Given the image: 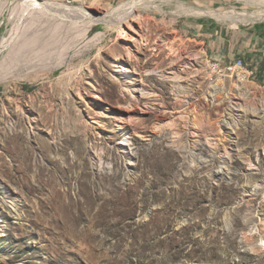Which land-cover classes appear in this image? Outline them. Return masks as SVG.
I'll use <instances>...</instances> for the list:
<instances>
[{"label":"rangeland","instance_id":"1","mask_svg":"<svg viewBox=\"0 0 264 264\" xmlns=\"http://www.w3.org/2000/svg\"><path fill=\"white\" fill-rule=\"evenodd\" d=\"M39 1L0 0V264H264V86L182 29L264 3Z\"/></svg>","mask_w":264,"mask_h":264},{"label":"crops","instance_id":"2","mask_svg":"<svg viewBox=\"0 0 264 264\" xmlns=\"http://www.w3.org/2000/svg\"><path fill=\"white\" fill-rule=\"evenodd\" d=\"M222 6L225 5L221 1H214L206 8L215 10ZM186 16L188 17L183 19L182 29L207 43V54L212 61L228 65L242 58L245 70L252 72L251 78L264 86V15H249L237 23L234 19L219 20L203 14Z\"/></svg>","mask_w":264,"mask_h":264},{"label":"bare ground","instance_id":"3","mask_svg":"<svg viewBox=\"0 0 264 264\" xmlns=\"http://www.w3.org/2000/svg\"><path fill=\"white\" fill-rule=\"evenodd\" d=\"M261 1L262 3H264V0H259ZM25 2V1H24ZM26 3H29V4H34L32 6H35V5H39L40 8L44 9L46 12L48 13H52L53 11H58V12H61V6H58L52 2H49V1H39V0H26ZM145 3V0H129L125 3H123L122 5L118 6L117 8H115L112 12H108L105 14H101V15H94V14H91L90 12L88 13H83L82 15L84 17H91L92 18V23L93 24H96L98 22H104V23H112V22H116V23H122L124 22L125 20L126 21H130L132 20V17L133 15L135 14L136 12V9L137 7H139L140 5L144 4ZM197 8V7H195ZM199 11H201L202 9L200 8H197ZM52 11V12H51ZM243 12H228V13H219V12H215L213 11L211 13V11H209L207 14L209 16H213L219 20H222V19H231V20H235V22L237 23L238 21H243L245 20L247 17H249V15H245V14H242ZM54 14V13H53ZM60 14V13H59ZM254 15V14H253ZM256 15H262V14H256ZM126 23V22H125ZM123 32H125L124 30L121 31L120 34H123ZM9 41V40H8ZM3 45H6L7 43V38L3 40ZM8 45V44H7ZM1 46V47H2ZM126 48L130 49L131 46L129 44L126 45ZM2 49V48H1ZM0 49V50H1ZM3 50V49H2ZM115 60L119 61L120 60V55L117 56L115 58ZM121 61V60H120ZM124 68H122L121 71H126L128 72L129 71V68L125 65H123ZM174 72V71H173ZM177 73V72H176ZM251 73H249L247 70L244 69V76H248L249 78L252 76ZM118 75V74H117ZM181 77V76H180ZM174 79H178V75L173 77ZM118 79L123 83L124 85V88L127 90V91H130V92H134L136 89L133 88V79H131V76H128V79H125L123 78L122 75H118ZM181 80V79H180ZM178 81V80H177ZM218 86V85H217ZM138 93H141L143 96L147 93L146 91L142 90H136ZM218 90H217V87L212 91L211 90V93H210V97L213 98L214 101H216L218 99ZM234 108V107H232ZM256 112V111H254ZM96 122V121H95ZM236 124L238 123V120H236L235 122ZM124 148V151L127 149V147H123ZM262 225H263V228L261 229V233L262 235L264 236V221H262Z\"/></svg>","mask_w":264,"mask_h":264},{"label":"built area","instance_id":"4","mask_svg":"<svg viewBox=\"0 0 264 264\" xmlns=\"http://www.w3.org/2000/svg\"><path fill=\"white\" fill-rule=\"evenodd\" d=\"M212 65L214 66V69L219 73V74H224L230 71H241L244 75V69H246L244 60L242 58H239L235 61V63L228 64V65H221L218 62L211 61Z\"/></svg>","mask_w":264,"mask_h":264}]
</instances>
